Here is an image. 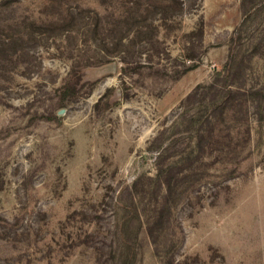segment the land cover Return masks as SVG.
<instances>
[{"label":"rangeland","instance_id":"rangeland-1","mask_svg":"<svg viewBox=\"0 0 264 264\" xmlns=\"http://www.w3.org/2000/svg\"><path fill=\"white\" fill-rule=\"evenodd\" d=\"M0 264H264V0H0Z\"/></svg>","mask_w":264,"mask_h":264},{"label":"trees","instance_id":"trees-1","mask_svg":"<svg viewBox=\"0 0 264 264\" xmlns=\"http://www.w3.org/2000/svg\"><path fill=\"white\" fill-rule=\"evenodd\" d=\"M183 4V3H181ZM235 55L233 54H230V61L228 63V72H227V75H225L226 73L222 74L220 71L217 72L214 80L206 87L208 89L209 92H212V96L210 98L207 99V103L205 104V112H215L218 108H223L225 110H222L223 111V115L225 113H227V109L229 107H231L233 105V103L235 101H240V103H243L244 101L247 100V98L245 99H242V96H247V94L249 92H251L252 95H258L260 93V91L256 90V91H253L254 88L250 89L248 88V90H246L247 88H239L237 87V89L235 88V80L233 77V73L231 74V68H230V65H231V61H234ZM241 70V69H240ZM244 72V70H243ZM242 75V73H241ZM241 87V86H240ZM200 87H197L195 92H197L199 90ZM220 96L223 98V101L219 102V98ZM220 103V104H218ZM232 104V105H231ZM210 116V115H209ZM210 118L207 117V122L210 123ZM199 126L197 128V136L198 138L200 139V141H198V144L200 142H202L204 136L206 135L205 134V131L203 130V127L205 125V120L204 121H197ZM204 123V124H202ZM200 146H202V143H200ZM194 152H189V153H183V154H180V161H176L174 163H172V166L170 167V169L168 168H165L164 167V156L163 154L160 152L156 155V158H155V161H156V178L157 180H162L163 178L166 179L167 175H170L174 166L176 164H178L179 162H183L185 160H189L190 162H193L195 163L198 158L200 157V155H193ZM170 178L167 180V186L170 187L171 189V186L173 185L172 183V176H169ZM139 185V179L136 181L135 185L134 186H138ZM171 192V191H170ZM161 216H159L160 218ZM149 233L152 237H157L155 236V232H154V229L153 228H149Z\"/></svg>","mask_w":264,"mask_h":264}]
</instances>
